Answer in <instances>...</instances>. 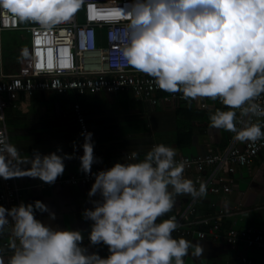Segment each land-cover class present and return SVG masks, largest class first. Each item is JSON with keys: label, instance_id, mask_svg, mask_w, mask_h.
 Here are the masks:
<instances>
[{"label": "clouds", "instance_id": "9594fccd", "mask_svg": "<svg viewBox=\"0 0 264 264\" xmlns=\"http://www.w3.org/2000/svg\"><path fill=\"white\" fill-rule=\"evenodd\" d=\"M83 0H0V8L21 22H34L45 30L69 21ZM128 25L121 48L127 65L154 78L159 89L181 92L185 98L219 99L230 110L210 114V126L235 134L241 142L264 139L252 116L264 117V106L255 100L264 94V0H130L121 9ZM235 109L240 110L237 120ZM248 117V120L244 118ZM238 123L242 127H238ZM81 171L91 174L94 163L93 133L84 131ZM57 152L20 157L6 139H0V177L28 175L47 184L64 173L65 159ZM62 151V149H58ZM177 153L164 144L154 145L143 160L132 152L134 162H117L93 174L83 217L91 220L89 240L104 244L109 255L89 253L82 246L79 230L53 229L35 216L49 212L36 200L11 209L0 205V231L11 224L15 241L7 264H185L190 254L200 256L203 247L173 233L180 227L176 218L160 220L181 195L203 198L204 182L197 188L183 175ZM128 156L126 157V159ZM20 165H29L21 168ZM54 219L55 213L49 212ZM9 217L11 219H9Z\"/></svg>", "mask_w": 264, "mask_h": 264}, {"label": "crops", "instance_id": "0c3cea01", "mask_svg": "<svg viewBox=\"0 0 264 264\" xmlns=\"http://www.w3.org/2000/svg\"><path fill=\"white\" fill-rule=\"evenodd\" d=\"M31 45L30 38L23 31ZM17 31V32H18ZM103 38V32H100ZM29 54V53H28ZM164 94L170 92L164 91ZM33 99L32 102L22 100ZM80 102L85 115L89 132L93 133L96 157L101 158L96 163L102 170L111 168L117 162H130L126 157L132 152L139 154L143 160L145 154L154 145L164 144L176 150V157L181 155H197L210 151L218 152L235 144L243 149L244 142L235 139V134L210 126V114L216 110H230L211 98L199 97L186 102L160 101L153 105L148 101H139L131 91L117 94L80 95L75 91L58 95L52 92H37L26 98L21 96L13 104H7L5 123L10 143L18 150L20 157H32L35 150L42 155L57 152L73 154V144L77 145L72 159H65V170L59 178L70 175H83L80 156L83 155L84 136L81 135L74 104ZM205 103V106H202ZM237 120L240 115L237 109ZM238 127L241 125L238 123ZM62 149V151H58ZM0 159H3L0 156ZM21 168L29 165H20ZM185 178L193 180L197 187V173H183ZM208 175V172L206 173ZM234 182L232 191L228 194L207 193L203 198H192L181 195L175 198L173 209L160 217V220L183 212L194 202L197 216H208L218 219L223 229L236 228L259 229L264 227V159L257 158L250 166L237 169L232 175ZM21 187L23 203L44 202L49 212L55 213L53 219L49 212H35L38 220L53 229L79 230L83 235L82 246L89 253H98L101 257L109 255L108 247L104 244L92 245L89 240L91 220L83 217L86 208H92L94 200H100L97 193L89 197L92 184L64 186L47 184L39 178L28 175L16 177ZM194 200V201H193ZM0 235L4 240H11L13 233L7 226ZM175 238L183 237L203 247L200 256H186L185 264H244L242 256L253 259L258 264H264V250L249 247L240 241L235 246L210 239L201 240L196 235L182 236L173 234ZM12 254L11 247H5L0 240V264H7Z\"/></svg>", "mask_w": 264, "mask_h": 264}, {"label": "built area", "instance_id": "2783aa9c", "mask_svg": "<svg viewBox=\"0 0 264 264\" xmlns=\"http://www.w3.org/2000/svg\"><path fill=\"white\" fill-rule=\"evenodd\" d=\"M129 5L130 0H83L81 7L69 21L57 24L50 30H45L34 22L25 26L18 18L0 8V35L5 31L20 30L29 36L31 42V50L24 66L17 72L4 70L0 44V139H6L10 143L5 123L7 104L15 106V102L21 96L30 98L37 92L64 95L69 91H75L85 95L131 91L137 100L148 101L153 105L160 101L170 103L174 100L179 102L190 100L181 92L164 94V90L156 86L154 78L137 71L122 60V42L129 21L122 15L121 9L128 11ZM100 32H103V38ZM214 101L221 103L219 99ZM255 102L264 106V94L256 98ZM202 106H205V103H202ZM237 110L240 115V110ZM74 112L80 132H89L80 102L74 104ZM244 119L248 120V117ZM250 123H259L264 131V117L252 116ZM94 155L96 156L95 150ZM260 157L264 159V139L244 142L243 149L232 144L218 152L210 151L194 156L181 155L175 159L183 163V173L188 171L197 173V188L200 182H204L207 193L228 194L232 191L234 182L232 175L237 169L250 166ZM128 160L134 162L130 154ZM101 170L94 163L91 174L84 173L80 176L73 174L56 179L53 184L64 186L92 184L95 180L93 174ZM20 192L21 187L16 177L9 179L0 177V205L8 209L18 206L23 202ZM173 216L180 225L173 234L190 237L196 235L201 240L210 239L231 246L244 241L249 247L264 250V227L223 229L220 220L197 216L194 202H191L183 212L170 217ZM7 227L12 228L11 224ZM0 240L5 247H11L15 237L13 235L11 240H4L0 235ZM240 261L244 264H258L246 256H242Z\"/></svg>", "mask_w": 264, "mask_h": 264}, {"label": "trees", "instance_id": "16d2710c", "mask_svg": "<svg viewBox=\"0 0 264 264\" xmlns=\"http://www.w3.org/2000/svg\"><path fill=\"white\" fill-rule=\"evenodd\" d=\"M19 34L20 33L18 31L16 34V37H17L16 47L12 52L14 55L12 56V59L9 61V63H6V60H4V58L1 55L2 64L6 72L20 71L22 67L24 66V62L26 60L28 53L31 50V45L28 43L26 39L22 38V36H20Z\"/></svg>", "mask_w": 264, "mask_h": 264}, {"label": "rangeland", "instance_id": "374dc122", "mask_svg": "<svg viewBox=\"0 0 264 264\" xmlns=\"http://www.w3.org/2000/svg\"><path fill=\"white\" fill-rule=\"evenodd\" d=\"M31 23L32 22H21V24L25 26H28ZM16 34L17 31H5L0 35L1 54L4 60H6V63H9V61L12 59V56L14 55L12 52L16 47ZM32 100L33 99H26L22 101L32 102Z\"/></svg>", "mask_w": 264, "mask_h": 264}, {"label": "snow or ice", "instance_id": "6c2138e0", "mask_svg": "<svg viewBox=\"0 0 264 264\" xmlns=\"http://www.w3.org/2000/svg\"><path fill=\"white\" fill-rule=\"evenodd\" d=\"M49 66H51V65H49Z\"/></svg>", "mask_w": 264, "mask_h": 264}]
</instances>
